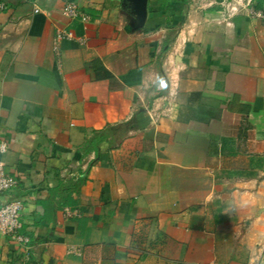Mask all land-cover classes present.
Returning <instances> with one entry per match:
<instances>
[{"label":"crops","instance_id":"0c3cea01","mask_svg":"<svg viewBox=\"0 0 264 264\" xmlns=\"http://www.w3.org/2000/svg\"><path fill=\"white\" fill-rule=\"evenodd\" d=\"M1 1L0 264H264V0Z\"/></svg>","mask_w":264,"mask_h":264},{"label":"built area","instance_id":"2783aa9c","mask_svg":"<svg viewBox=\"0 0 264 264\" xmlns=\"http://www.w3.org/2000/svg\"><path fill=\"white\" fill-rule=\"evenodd\" d=\"M242 4V0H229L227 2V10L229 16L235 15L239 11V7ZM7 8L5 2L0 0V11ZM38 12L39 9H36ZM253 14H258L254 9H251ZM64 13L73 18H82L83 20H89V16L83 14L79 7L74 2H68L64 7ZM260 15V13H259ZM72 34L66 30L58 31L56 35V47L58 43L63 39L72 38ZM7 144H0V152L7 151ZM18 185V179L10 174L4 162L0 161V194L4 192L12 191ZM25 200L22 198H15L10 201L0 204V234L9 236L12 240L19 243L27 244L29 238L23 234L24 219L23 213L25 210Z\"/></svg>","mask_w":264,"mask_h":264},{"label":"trees","instance_id":"16d2710c","mask_svg":"<svg viewBox=\"0 0 264 264\" xmlns=\"http://www.w3.org/2000/svg\"><path fill=\"white\" fill-rule=\"evenodd\" d=\"M108 132H98V134L96 135L95 139L92 141V145L95 147H99V145L105 141L108 138Z\"/></svg>","mask_w":264,"mask_h":264},{"label":"water","instance_id":"95a60500","mask_svg":"<svg viewBox=\"0 0 264 264\" xmlns=\"http://www.w3.org/2000/svg\"><path fill=\"white\" fill-rule=\"evenodd\" d=\"M138 5H139V12L143 17L146 16L147 14V2L148 0H137Z\"/></svg>","mask_w":264,"mask_h":264}]
</instances>
